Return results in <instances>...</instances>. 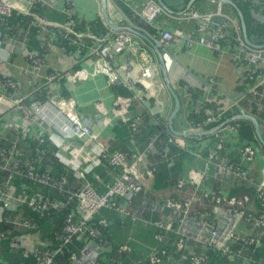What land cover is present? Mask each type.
<instances>
[{
	"label": "crops",
	"instance_id": "obj_1",
	"mask_svg": "<svg viewBox=\"0 0 264 264\" xmlns=\"http://www.w3.org/2000/svg\"><path fill=\"white\" fill-rule=\"evenodd\" d=\"M52 1L54 0H50L46 5L47 9L52 11L57 10L63 14V1L55 0V4ZM75 1V16L82 24L90 26L102 21L108 28L105 34L102 35H97L96 33H93L94 37L82 35L81 41L83 43L86 39L85 49L84 52H81L78 62L74 56L78 47H76L77 49L73 47L72 50L64 49L62 46L59 47L58 42L61 34L50 33L49 40H47L51 42L50 47L42 53L46 57L45 64L38 71L32 70L28 55L32 51H40L39 49H42L43 34L41 33L42 26L40 19L46 18L53 24H65L35 13L34 10L38 9L37 5L36 9L34 8L32 12L30 10L34 23H31L29 20L28 16L30 15H24L28 11L29 6L27 2H23L19 9L12 11V16L16 19H20L21 17L25 19H21L17 23H9V27H7L8 32L0 31V72L2 75L13 78L18 82L21 94L27 95L39 91L42 101L43 96L49 97L57 92H60L63 96H74L77 101L76 107L78 113L91 123L93 131L99 135L100 144L104 148L112 140L116 139L117 136H124L125 131H122V129L136 118L137 112H146L149 117L156 115L155 119L159 120L160 123L163 121L169 128V120L175 110L176 101L168 84L171 85L180 99V110L172 121V125L176 131H194V115L202 116V113H204V119L200 121H205L207 117L214 114L216 117L218 116V120H221L225 114L238 107V114L236 113V115L227 120H236L235 117L240 115L242 111L255 116L259 121L260 132L264 139V131H261V128L264 127V117L255 114L254 105L247 107L240 106L244 98L251 96V89L258 84V81L244 76V68L235 63L228 46H225V44L223 46H225L226 51L223 55H218L214 50L199 44V23L196 20L187 19L188 15L192 12H199L201 14L217 12L219 6L217 0L216 2L213 0L201 1L198 4L200 7L199 11H194L193 8L196 6L197 0L193 3L191 10L187 9L188 4H185V2L178 6L168 5L170 12L165 10L159 16L154 26L148 25L144 20L139 18L134 10L135 8L142 9L147 6V0H114L113 2L109 0L108 14L111 21L117 26L130 29L121 33H116L107 26L103 19L101 0ZM256 1L259 4L262 3L261 0ZM225 4L227 3H223V11H226ZM201 5H203L202 9ZM233 15L237 18L234 13ZM237 19L241 25L240 19ZM22 20L27 24L22 23ZM215 22L222 23L223 19L217 17ZM214 24H211L212 27ZM13 25L15 26L12 27ZM34 28L37 30L38 36L32 38L30 34L35 30ZM87 29H89L88 26L80 33H84ZM50 30L53 31L52 28ZM162 30H168L174 36L167 50L160 46V53L167 68V76L165 75L158 52L153 49L149 42L140 36L143 34L151 40L150 36L158 38ZM89 31L92 32L91 30ZM28 32L30 33L28 34ZM114 34L119 38H124L125 41L129 40L128 43L126 41L128 48L121 49L122 51L117 53L113 60L111 59L115 71L121 80L125 81L124 84L116 85L110 82L107 75L96 71L95 59L91 58L88 54L90 46L86 45L88 40L92 38L94 41L91 46L101 44L104 37L105 39L107 37H114ZM188 38L193 40L190 45L187 43ZM259 45L261 46L262 43H259ZM131 46H134L135 49H131ZM80 68H85L90 72L91 75L86 80L74 82L66 76L67 72ZM53 72H63L65 75L52 85H46V76ZM141 80L147 85L146 88L140 83ZM118 98L127 99L129 102L127 105L121 106L117 103ZM116 111H119L118 115ZM16 115L14 118L11 117L13 120L10 117H5L1 122V126L11 121H18V123L29 126V123L23 119L24 113ZM52 118L57 122L61 121L52 110L46 109L43 122L50 126L51 130L56 131L54 128L56 129V126L59 124L52 123ZM125 119L129 121L126 122ZM222 124L216 126L218 127ZM1 126L0 142L2 143L6 140L9 145L11 141L7 136L10 131ZM201 132L210 133L199 135L200 137H206L193 141L195 149L189 153L190 157L194 156L193 153H195L199 154L202 158H198L201 161L196 162L193 165L194 167L186 171V178L190 176V173L194 169L202 170L204 168L205 158L208 156L206 154L216 153L218 144L215 147V135L212 133L222 132L223 134L221 135L225 139L222 156L229 157L235 161L241 159L249 167L251 181L244 185L239 179L233 180L230 176H223L218 167H213L212 171L204 178L203 189L215 195H217V191H221L226 198L237 197L240 193L249 195L255 190V187L257 191L264 190V151L258 152L253 162H248V157L241 155L240 152L242 146L245 147L248 143L249 138L257 137L255 128L251 122L243 124L239 130H236L235 127L229 124L218 131H213L212 129ZM167 135L182 146H186V143H192V140L187 139L192 136H176L170 128ZM61 153L70 162L84 167L90 165L94 160L92 146L82 140L70 142L66 149H62ZM188 161H193V158H189ZM184 169L186 170V163ZM7 177L6 172H0V183L6 182ZM147 181V185L149 186L147 189L151 190L154 185V176L148 178ZM258 208L257 205H254L248 209L256 212L261 211L264 214V207ZM3 217V228L7 230L8 240L11 239V244H16V246H11L10 244L9 249L6 244L2 246L1 249L3 251H0V264H7V261L8 264L12 263V261L16 262L15 264H35V260L28 255V249L31 245L30 243L32 241H39L41 236L34 232H29L20 225L22 218L20 213L15 211L5 213ZM249 229L250 225L248 223L244 222L240 225L242 238L248 239L251 237L255 239L249 233ZM258 232L260 231L258 230ZM255 240V243L246 245L244 253L249 254L253 258L252 261H256L254 264H258L262 259L257 257L260 252L258 250L255 251V248L258 246L260 240L257 237ZM242 247L244 246L240 244L236 246V249ZM5 252L6 255H1ZM252 261H244L241 264H251Z\"/></svg>",
	"mask_w": 264,
	"mask_h": 264
},
{
	"label": "built area",
	"instance_id": "obj_2",
	"mask_svg": "<svg viewBox=\"0 0 264 264\" xmlns=\"http://www.w3.org/2000/svg\"><path fill=\"white\" fill-rule=\"evenodd\" d=\"M63 1V13L67 15V21L64 25L53 24L46 18H41L40 23L42 26L41 33L43 34L42 49L43 51H32L29 53L28 58L32 70L38 71L45 64L46 57L43 56V52L49 49L51 42L49 40V34H61L72 46L78 47L76 54L77 62L80 60L81 48L85 49L84 43L81 41L82 35L93 36V32L87 29L84 33L76 32L75 30V0H62ZM147 6L141 10L135 8L136 15L144 20L148 25L154 26L159 16L164 13V8L155 0H147ZM216 2V0H213ZM218 1V11L215 13L201 14L199 12H192L188 15L187 19L196 20L199 23L200 38L198 43L207 46L211 50H214L218 55L225 53V46H228L234 61L237 65L244 68V76L249 79H255L258 84L255 85L251 92H257L261 88L264 94V47H260L259 43L255 46L247 44L244 40L242 27L239 20L231 13L223 11V2ZM23 2H27L29 8L24 15H31L32 10L36 5L40 4L44 6L50 2L44 0H0V29L2 25L9 27L7 17H12V11L19 9ZM55 4V0L52 1ZM31 10V12H30ZM264 18V7H261ZM35 12V11H34ZM220 17L223 19L222 23H216L215 19ZM215 23V24H214ZM211 24H214L212 27ZM216 25V26H215ZM52 28L53 31L50 29ZM51 31V32H50ZM173 34L168 30H162L158 38L150 36L151 41H159L161 46L167 50L173 41ZM127 41V40H126ZM124 38L118 36L107 37L101 41V44H97L89 47V55L95 59L96 71H100L107 75L110 82L113 85L125 83L121 80L120 76L115 71L113 58L122 51L123 48H128ZM193 40L188 38V45ZM225 44V46H223ZM58 46L61 47V43L58 42ZM131 49H135L131 46ZM112 59V60H111ZM63 72H53L46 76V85H52L56 81L64 77ZM90 72L85 68L77 70H71L67 72L66 76L71 78L74 82H81L86 80L90 76ZM146 88L147 85L141 82ZM41 99L39 91L33 94H21L20 87L16 80L13 78L4 76L0 72V126L5 117H16V114L24 113L23 119L29 123V126L18 123V121L6 123L1 127L10 130L17 136L18 141L22 142L28 137H33L40 146L51 142L56 146L58 152L56 156L61 162L70 166L74 170L75 177L83 184L79 190H68L66 185L68 184L65 177H58V179L52 177L45 172H34L33 164H37L38 159L22 162L16 157L18 151V141L13 143L12 151L8 152L5 148H0V172L7 173V180L4 183H0V239L8 240L7 231H3L4 225V212L12 211L18 212L19 205L28 204V206L35 212H43L45 208H56L58 211H67L66 205L61 202L52 201L44 196L33 197L28 200L27 197L19 196L16 194L15 187L12 180L14 176H22L29 178L32 182L50 186L51 188L58 189L65 192L70 201L71 199H77V207L75 210L68 212L62 219L63 226L60 233H56L54 239L60 242L59 247L48 246L44 239L42 230L32 220L21 218L20 225L27 229L29 232L41 236L39 241H32L28 249V255H31L35 260V264H56L58 254L64 253L68 248L74 246L75 240H82L87 238L86 242L78 251L72 252L69 258L70 264H103L100 260V255L111 251V247L101 245L98 241L100 236L99 230L94 226H89L93 216L101 209L111 208L118 197H124L128 201H132L133 198L147 189V179L152 178L153 174L148 171V168L144 164L143 157L146 151H137V156L132 160H129L127 155L122 152H114L109 156V163L112 167L121 169V174L117 177L115 182L108 188L104 194H99L87 181V175L93 171L96 167L103 164V157L105 148L100 144V137L93 131L91 123L81 116L77 111V101L74 96L61 95L60 92L53 94L49 97L43 96ZM136 98V96H135ZM46 109H50L54 112L55 116L61 121L57 122L52 118V123L59 125L54 128L44 124V112ZM13 118H11L13 120ZM126 122L129 121L125 119ZM157 125H160V121L155 119ZM219 122L218 116H209L205 121L195 122L196 131H206L207 125ZM161 133L148 143L147 149L154 148L158 144L161 145L160 139ZM74 140H82L92 146V152L94 153V160L90 165L84 167L77 163L70 162L62 153V149H66L67 145ZM11 148V147H10ZM249 152V151H248ZM195 157L202 158L199 154H195ZM247 154V153H246ZM253 152H251V155ZM19 155V153H17ZM248 157V160H251ZM33 163V164H32ZM213 167H218L223 176L233 175L235 178L249 179L248 173L245 170L232 169L224 166L219 156L215 153L209 154L205 158V165L202 170L194 169L190 176L187 178L188 182L193 185V192L186 200V203L179 211V218L177 217H164L163 220H167V226H164V221L160 225L161 228H166L168 232H172L179 236L182 241L180 246L185 248V255H182L180 259L168 258V264H184L185 260H190L195 264H202L206 262L208 257H201L196 252L195 247L184 245L185 241L193 240L197 244H201L204 247L211 248V250L221 255H228L234 259H241L244 261H252L250 257L244 253L247 245V239H238L235 236V230L240 222H244V212L233 211L229 208H221L218 206V196L214 193L205 191L203 189L204 178L212 171ZM184 184V182H183ZM186 186V185H185ZM184 186V187H185ZM183 187V188H184ZM187 187V186H186ZM179 189V191L183 190ZM152 189V188H151ZM149 190V189H147ZM154 202L153 204H151ZM173 206L180 208L177 203L169 202ZM155 206V208L161 209L162 205L158 200L146 199L140 207L131 211L127 205L120 209V212L133 220H142L145 223H149L147 220H143L141 213L146 212L148 208ZM194 206H198V211L192 212ZM209 207L212 210L209 212ZM77 218V219H76ZM79 219V220H78ZM172 223L173 225H170ZM259 222L255 221L254 225H259ZM11 240V239H10ZM16 241L15 239H12ZM252 242H256L253 238ZM242 244L244 247L236 249L237 245ZM16 246V244L14 245ZM28 248V247H27ZM127 250V247L123 248ZM243 261V262H244ZM252 263H255L252 261ZM14 264V263H10ZM261 264H264L261 263Z\"/></svg>",
	"mask_w": 264,
	"mask_h": 264
},
{
	"label": "trees",
	"instance_id": "obj_3",
	"mask_svg": "<svg viewBox=\"0 0 264 264\" xmlns=\"http://www.w3.org/2000/svg\"><path fill=\"white\" fill-rule=\"evenodd\" d=\"M163 1L166 2L167 0ZM190 1L191 0H184L185 4H189ZM201 1L203 0H197L195 4L196 6L193 7L194 11H199L198 4ZM231 1L233 5L228 3L225 5L229 8L230 11L234 12L237 18H239L238 11H241L244 16L248 35L255 37H264V18L262 11L260 10L261 7H264V0H261L262 3L260 4L256 0ZM46 5L41 6L40 4H38V9L34 10L35 13L57 22L66 23V14H62L57 10H48ZM32 16L33 15L28 16L31 23L34 19ZM74 17L76 21V32H83L84 29L87 28V26L89 27V30H91L93 33H96L97 35L105 34V31L108 30V28L103 24L102 21H100V23L97 22L95 24H91L90 26H85L77 19L76 16ZM6 19L9 23H17L21 19L25 18L21 17L20 19H16L12 16L7 17ZM22 23L27 24L24 20H22ZM14 26L15 25H13L12 27ZM0 31L8 32L7 26L2 25ZM30 32H28V34ZM30 35L32 38L38 36L37 30H33ZM113 36H116V34H114ZM93 41V38L91 40H88L86 45H93ZM59 42L61 43L62 47L67 50H72L73 47H75L69 43V40L66 39L64 35L60 36ZM262 44H264V42H262ZM39 50L41 51L42 49ZM81 52H84V49L81 48ZM250 94V97L244 98L242 100L240 106L247 107L250 105H254L255 114L264 117V94L262 93L261 88H259L256 93L251 92ZM238 109V107L234 108L232 111L225 114L223 116V119L219 120V122L207 125L205 129L210 131L217 127L216 125L226 122L227 119L236 115V113L238 114ZM137 113L136 118L133 121H130L129 124H127L122 129V131H125L124 136H117L116 139L112 140L110 144L105 147L106 150L103 157V164L96 167L87 175V180L90 182L92 187L99 194H104L108 190V188L115 182L117 177L121 174V169L114 168L110 165L109 156L114 152H122L127 155L129 160H132L137 156V151H146L144 153L143 161L154 176V185L151 190L143 189V191L138 193L131 202L124 197H118L111 208L101 209L93 216L91 222L89 223V226H94L99 230L100 236L98 238V241L100 242V244L109 246L112 249L108 253H103L100 255V260L103 262V264H168V258H174L175 260H177L180 259L182 255H185V248H182L180 246L182 239L174 233L168 232L166 228H161L160 225L164 221V217L176 216L178 219L181 214H178V212L182 211L181 207L185 205L186 200L193 192V185L188 182L185 176L186 170L184 169V166L189 158H193V160L196 158H194V156L190 157L189 155V153L193 151V149H195L193 141H198L199 139H203L206 136L189 137L187 139L192 140V143H186V146H182L181 144H178L172 137H169L167 135L169 132V128L163 121L160 125L156 124V115H154L155 117H149L146 112ZM202 114V116L194 115L193 117H195V119L193 122H200V120H203L204 113ZM213 116H215V114ZM249 123L250 122L246 120L236 119L229 124L235 127L236 130H239L240 128H242L243 124ZM10 132L7 137L11 141L9 145H12L13 143L18 141V138L14 135L13 132ZM158 133H161V145L158 144L154 148L147 149L148 143L153 139V137L157 136ZM212 134L215 135V147L218 144L216 154L219 156L221 163L224 166L230 167L232 169L234 168L245 170L248 173L249 179L245 180L241 178H235L233 175L229 176L233 178V180L239 179L240 182L244 185L250 182L251 172L249 171V167L243 161H241V159L235 161L231 160L229 157L227 158L225 156H222V150H224L223 143L225 142V139H223L221 135L223 133L215 132ZM9 145L6 140L2 143L0 142V148H5L6 150H8V152L12 151V146H10V148ZM246 146L251 147L250 151L247 152V154L246 152H244L243 154L244 148H246ZM246 146H242L240 152L241 155L252 158L251 160H247L246 158L248 162H253L256 159V155L258 154V152L264 151V146L257 137L249 138ZM16 147H18L17 153H19V155H17V153L15 155L22 162V164L27 161L38 159L39 162L37 164L34 165L32 163L34 172H45L56 179H58V177H65L68 182V184L66 185L68 190H79L83 186L75 177L74 170L70 166L61 162L60 159L56 156L58 149L51 142H46V144L40 146L37 141L33 139V137H28L25 142L18 141V145H16ZM251 152H253L252 155ZM12 183L15 187L16 194L19 196L27 197L28 200L32 199L33 197L44 196L52 201L61 202L66 205L67 211H58L56 208L47 207L43 210V212L40 213L33 211L28 206V204L19 205L18 213H20L23 218L32 220L38 225V227L44 234V239L48 241L47 245L52 246L53 248H58L60 242H57L54 237L57 232L60 233L61 231V228L63 226V217L67 215L68 212L76 209L77 199L73 198L69 201L67 199L68 195L65 192H62L55 188H51L50 186L34 183L29 178L22 176H14ZM182 188L183 190L179 191V189ZM216 193L219 198V207L229 208L233 211L236 210L244 212V222L250 225L249 233L251 234V236H254L255 239L257 237L260 240L258 246H256L255 248V251L258 250L260 252L257 257L262 259L258 264L263 263L264 228L262 229V231H260V225L253 226V224L255 221L262 222V219L264 223V214L261 211L256 212L248 208L254 205H257L259 208L264 207V190L257 191L255 187V190L252 191V193H250L249 195H247L246 193H240L237 195V197L234 196L233 198H226V196L222 194L221 191H217ZM148 198L158 200L160 206L162 205L161 209H157L155 208V206H153L148 208L146 212L141 213L142 219L147 220L149 223H145L139 219L133 220L130 217L124 216L120 212V209L126 207L127 205H129L130 208L133 207L131 208V211H133L137 207H140L142 203ZM136 199L139 200V203L135 205ZM169 202L179 204L180 208H178L176 205L173 206V204H169ZM198 209V206H194L192 212L194 213L195 211H198ZM209 210H212V207H209ZM10 212L12 211L6 210L4 214ZM244 222H240L237 229L235 230V236L238 237V239H242L240 225ZM167 225L169 224L167 220H165L164 226ZM170 225L173 224L170 223ZM258 230L260 232H258ZM3 231H7L6 228ZM252 239L253 238L249 237L247 239V244L255 243L252 242ZM86 240L87 238H84L82 240H75L74 246L72 248H68V250H66L64 253L58 254L56 264H70L69 258L71 253L78 251L80 247H82L86 242ZM4 244H6L9 249L11 240L0 239V251H3V249L1 248ZM184 245L186 247L187 245L195 247L196 252L199 256L208 257L207 261L203 262L202 264H241V262L243 263L244 261L241 259H234L228 255L218 254L217 252L211 250V248H207L202 246L201 244H197L193 240L185 241ZM11 246L14 245L11 244ZM124 247H127V250H124ZM1 255H6V252ZM247 255L251 260H253V258L249 254ZM29 257L33 258L31 255H29ZM12 263L15 264L16 262L12 261ZM184 264L195 263H192L190 260H185Z\"/></svg>",
	"mask_w": 264,
	"mask_h": 264
},
{
	"label": "water",
	"instance_id": "obj_4",
	"mask_svg": "<svg viewBox=\"0 0 264 264\" xmlns=\"http://www.w3.org/2000/svg\"><path fill=\"white\" fill-rule=\"evenodd\" d=\"M46 2H49V0H44ZM158 3L168 12H170V8L168 5H181L184 3L183 0H167L166 2H164L163 0H157ZM223 3H228V4H232V1L231 0H219ZM102 2V12H103V19L104 21L106 22L107 26L113 30L114 32L116 33H121V32H124V31H129L130 29L128 28H124V27H120V26H117L115 25L110 17H109V12H108V4H109V0H101ZM195 2V0H191L190 3L188 4L187 6V9L189 10L193 3ZM238 16L240 18V21H241V26H242V33H243V37H244V40L247 44L251 45V46H255L256 44L258 43H262L264 42V37H255V36H249L248 33H247V28H246V23H245V20H244V16L243 14L241 13V11H238ZM142 38H144L147 42H149V44L153 47V49L155 51L158 52L160 58H161V61H162V64H163V68H164V72H165V75L167 76V68H166V64H165V61L162 57V54L160 53V42L159 41H151L148 39V37H146L145 35H140ZM260 47H264V44H262ZM168 87L170 88L174 98H175V101H176V107H175V110L169 120V128L170 130L173 132V134H175L176 136H179V137H189V136H199V135H205V134H208L210 132H201V131H192V130H183V131H176L172 125V121H173V118L176 117V115L178 114L179 110H180V99L178 98L177 94L174 92V90L172 89L171 85L168 84ZM235 119H244V120H248L249 122H251L255 128V131H256V135L258 137V139L262 142V144L264 145V139L262 137V134L260 132V124H259V121L258 119L253 116V115H250V114H247L245 111H242L240 115L236 116ZM233 120V119H232ZM232 120H227L226 122H224L222 125L216 127L213 129V131H218L222 128H224L226 125H228L229 123L232 122Z\"/></svg>",
	"mask_w": 264,
	"mask_h": 264
},
{
	"label": "rangeland",
	"instance_id": "obj_5",
	"mask_svg": "<svg viewBox=\"0 0 264 264\" xmlns=\"http://www.w3.org/2000/svg\"><path fill=\"white\" fill-rule=\"evenodd\" d=\"M114 0H110V2H113ZM200 7H198V9H199ZM203 8V5H201V9ZM200 10V9H199ZM205 10H207V8H205ZM225 12H227V13H231V14H233L234 12L233 11H230L229 10V8H225ZM129 101L127 100V99H122V98H118V100H117V103L118 104H120L121 106H125V105H127V103H128ZM116 114L118 115L119 114V111H116ZM262 130L261 131H264V127H262L261 128ZM250 146H246V148H244V151H243V154H244V152H248V151H250ZM198 161H201V160H199L198 158H195L193 161H188V162H186V171H189V168H191V167H194L193 165L196 163V162H198ZM188 176V175H187ZM189 177V176H188ZM139 203V200L138 199H136L135 200V205L136 204H138ZM154 202H152L151 204H153ZM259 223V225H260V231H262V229L264 228L263 226H264V223H263V219H262V222H260V221H258ZM263 225V226H262Z\"/></svg>",
	"mask_w": 264,
	"mask_h": 264
},
{
	"label": "clouds",
	"instance_id": "obj_6",
	"mask_svg": "<svg viewBox=\"0 0 264 264\" xmlns=\"http://www.w3.org/2000/svg\"><path fill=\"white\" fill-rule=\"evenodd\" d=\"M165 10V9H164ZM195 156V155H194ZM197 158V157H196Z\"/></svg>",
	"mask_w": 264,
	"mask_h": 264
}]
</instances>
